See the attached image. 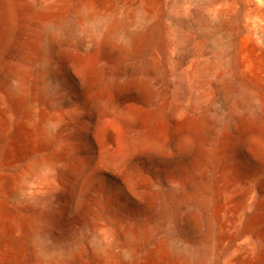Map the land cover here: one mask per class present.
Wrapping results in <instances>:
<instances>
[{
    "label": "bare ground",
    "instance_id": "obj_1",
    "mask_svg": "<svg viewBox=\"0 0 264 264\" xmlns=\"http://www.w3.org/2000/svg\"><path fill=\"white\" fill-rule=\"evenodd\" d=\"M216 1L209 9L211 28H227L239 8ZM242 2L248 9L245 33L228 29L236 40L234 64L215 73L205 94L207 102L227 111V124L216 131V113L199 114L197 106L167 113V100H155L156 64L145 54L153 28L122 32V19L111 16L102 23L91 0L75 9L73 0H0V132L8 139L0 149V198L7 196L13 171L31 161L27 172L47 195L71 188L61 221L98 209L105 223L95 250L111 254L118 247L126 257L123 264H146L139 249L152 236L168 195L177 209L171 222L182 223L190 234L212 212L218 225L215 245L228 257L226 264H262L264 0ZM186 9L191 20L202 11L198 5ZM149 19L147 14L144 21ZM89 20L96 22L100 38L85 39L72 50L63 35ZM120 32L126 43H117ZM131 51L144 61H130ZM118 62L123 64L114 67ZM55 66L64 75L60 85L50 80ZM71 103L75 107L68 109ZM48 151L51 155H44ZM153 171L163 175L159 186ZM105 177L115 181V190L106 191L103 183L94 187ZM200 188L213 200L200 197ZM32 199L39 203L37 196ZM52 250L46 246L40 260ZM58 253L54 260L79 255L74 248ZM172 254L186 264L190 258L203 261L208 250L194 240L168 239L156 264H173Z\"/></svg>",
    "mask_w": 264,
    "mask_h": 264
},
{
    "label": "rangeland",
    "instance_id": "obj_2",
    "mask_svg": "<svg viewBox=\"0 0 264 264\" xmlns=\"http://www.w3.org/2000/svg\"><path fill=\"white\" fill-rule=\"evenodd\" d=\"M73 1L75 9L88 0ZM91 1L95 4L96 18L100 22L103 23L105 18L110 16L120 17L124 23L122 32H125L126 28L128 31L136 30L142 34L153 28L145 54L156 64V71L151 73L153 96L156 101L167 100L165 107L167 113L176 107L183 109L197 106L199 114L206 116L210 113L217 114L216 131L227 124V111L219 108L217 102H207L208 98L205 94L215 73L234 64L236 40L228 35V29H236L242 33L246 31L245 20L248 9L242 0L216 1L218 4L229 2L239 8L230 25L223 29L211 28L213 23L209 21V9L212 0ZM192 5H198L202 9L200 16L194 20L188 18L186 9ZM147 14L150 15V19L144 21ZM82 15L83 13L74 15V18L79 19ZM122 32L116 39L118 44L126 43ZM63 37L67 38L66 43L73 50L85 39L100 38V30L94 20H89L82 28ZM128 59L139 65L144 61L145 56L131 51ZM122 64L118 62L114 67H120ZM50 80L54 85L64 82V75L58 66L52 69ZM63 92L64 89L61 93ZM74 103H71L68 109H73ZM216 134L214 133L212 137H216ZM7 140L6 132L1 131L0 149ZM90 154L96 157L94 150ZM44 155L50 156L51 152L48 151ZM40 157V155L34 156L32 161ZM30 163L31 161L23 162L13 171V176L9 178L10 187L7 196L0 198V264H123L126 257L120 256L118 247H112L111 254L108 252L100 254L95 250L96 235L103 233L101 226L105 223L104 213L93 207L90 213L81 218L61 221L62 212L72 194L71 188L66 190V194L58 192L55 195H47L39 189L38 179L28 174L27 168ZM69 163H72L71 167H76L78 161L72 159ZM43 174V171L39 173L40 176ZM151 176L156 185L162 184L163 175L160 172L153 171ZM95 183L94 187L102 183L106 185V191L116 189L115 181L108 177ZM199 195L209 199L211 197V201L213 200V196L205 193L201 188ZM33 196L40 198L39 203L32 199ZM171 203L167 195L164 198V212L160 210L156 213L152 236L139 249V260L143 258L146 264H156L165 240L170 239L172 242L194 240L202 249L208 250V255L203 261L190 258L186 264H226L228 257L215 245L218 225L212 212H209L201 228L190 234L182 223L171 222V216L177 213L176 207ZM36 226L44 230L46 235L40 236V233L34 229ZM119 236L121 237L120 233ZM245 238L238 240L237 244L242 243ZM178 244H182V241ZM46 246L53 247L54 250L47 252V257L42 262L40 255L45 252ZM71 248L76 249L79 255L73 256L68 253L54 260L55 254L58 255V252ZM171 261L173 264H179L174 254Z\"/></svg>",
    "mask_w": 264,
    "mask_h": 264
}]
</instances>
